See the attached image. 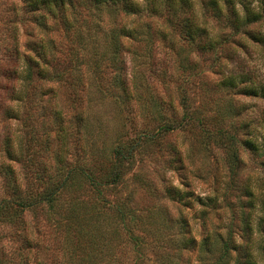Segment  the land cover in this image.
<instances>
[{
    "label": "trees",
    "instance_id": "obj_1",
    "mask_svg": "<svg viewBox=\"0 0 264 264\" xmlns=\"http://www.w3.org/2000/svg\"><path fill=\"white\" fill-rule=\"evenodd\" d=\"M20 1L25 9L24 12L32 14V20L40 31L48 32L53 25H60L64 36L68 34L72 36L78 51L70 52L69 55L72 56L66 59V54L61 57L63 47L58 42L56 43L51 37L47 39L40 37L39 41H28L36 46L31 47L34 50V56L21 54L23 67L16 75L12 74L20 86L17 88L18 91H15L14 86L6 89L5 100L16 101L24 107L25 102L35 98V103L41 102L38 109L42 113L41 116L49 118L50 125H47L46 131L44 128L40 132L31 122L33 118L28 109L17 110L13 109L9 103L5 105L2 103L3 117L18 119L24 128V137H17L16 144L12 139L13 133L6 128L0 139L2 155L4 159L20 162L23 169L30 173L29 178L25 174L23 179H19L11 163L0 161L3 189L6 191V196L0 198V223L14 224L21 232L23 231L24 242L31 245L33 234L28 221L25 220V214L33 213L34 216L36 212H43L44 216L52 220L57 228H62L65 248L68 244L66 240L75 239V244L68 248L69 260H74L76 254L82 256L73 264H264V195L262 198L256 196V194L262 195V191L256 193L248 183H238V191L243 196L240 198L239 205L242 241H237L233 236L231 227L227 229L226 234L216 229L209 232L204 230V222L202 234L197 238L193 234L187 217L182 213L178 212L179 214L175 217L171 216L165 205H148L139 208L132 203L133 199L129 193L123 199L116 198L112 202L105 197L109 189L125 183L124 176L135 163L137 153L156 145L166 134H172L178 130L187 131L189 134L199 132L201 140L206 141L205 144L213 142L225 149L230 176L226 184L228 194L241 162L236 144L254 153L258 158L257 163L264 171V121L262 131L257 134L254 133L256 128H250L247 123L230 124L231 127L220 125L210 129L202 124L198 115L187 106L183 105L182 118L177 120L175 112L166 115L163 110V107L173 110L172 103L164 104L159 101V103H153L154 106L160 105V108L155 111L156 124L152 130H143L138 135L132 138L127 137V139L114 133L111 139L114 138L116 141L113 145L109 143V136L103 138L100 146H94V142L87 138L86 129L90 126L88 110L91 109L87 104L92 102L94 93L98 95L97 98L101 102L109 100L114 89L119 88L121 94L114 95L115 99L120 98L121 103L125 101L129 103L135 96L132 91H137L141 86L140 84L134 86V83L130 84L128 81L127 83L125 78L120 77L119 83L118 76H113L109 89L106 90L102 77L94 74L85 77L79 75L81 67L98 71L104 55L105 58L109 56L100 53L95 60L91 61V67L89 66L91 54L96 53L94 39L97 36L92 30L113 25L107 28L108 32L102 29L100 31L102 32L101 40L111 45L109 52L116 54L120 35L131 39H137V36L142 34L146 36L135 25L118 26L115 16L119 11L126 16L139 15L143 10L153 14L164 12L165 23L170 30H177L179 35L189 44H194L199 52L212 53L220 43L226 40L225 36L220 37V33H213L210 30L212 28H208L202 22L201 24L195 18L192 7L194 0ZM220 2L226 4V13ZM234 2V0H200V7L204 11H211V15L216 19L228 20L235 31L250 35L246 25L259 19L262 11H254L246 7V12L240 19ZM258 4L259 8H263L264 0H258ZM103 9L109 12L108 17L104 15ZM251 37L264 44V36L252 33ZM174 45L175 43L171 41L170 47L173 48ZM79 47L84 53L79 50ZM108 59L116 61L115 57H108ZM216 66L215 72L219 73L223 70L220 65ZM182 68L191 71L194 69L193 61L187 59ZM236 68L232 67L227 75L223 73L217 85L234 89L236 93L243 96L264 98V82L254 84L244 75L247 72L244 73ZM34 75L43 83L52 82L67 86L65 103L60 102L58 89L52 86L43 88L40 84L38 91L34 93L33 90L30 96L28 89ZM13 77L9 78L13 80ZM140 97L139 95L138 98ZM84 100L87 101L86 107L82 109L73 107ZM234 111H229L227 114L230 115ZM51 131L54 132V136L50 135ZM54 141L55 161L47 163L43 158L48 156L49 149H53ZM178 147L173 145L169 147L172 155L171 162L174 160L173 169L185 174L184 172L192 163L191 158L195 156L188 154L187 151L182 153ZM79 150L83 153H91L89 162L77 161L75 156ZM132 175L139 186L147 190L151 196H155L156 189L150 181L143 179L139 174ZM213 191L214 195L200 197L194 195L189 189L167 183L163 187L162 195L188 208L196 203L201 208V216H204L208 208H215L219 202L218 193L222 194V199L225 200V191L218 186L214 187ZM84 192L88 194L85 196L91 195V202L81 197V193ZM87 199L90 198L87 197ZM87 202L88 206L84 204ZM258 206L261 215L257 213L256 222L253 223L250 215ZM103 208L109 209V213H106ZM102 219L104 220L101 222ZM254 233L258 240L256 248L253 245ZM26 253L27 251L22 254L17 264H29ZM0 264H7L2 256H0Z\"/></svg>",
    "mask_w": 264,
    "mask_h": 264
},
{
    "label": "rangeland",
    "instance_id": "obj_2",
    "mask_svg": "<svg viewBox=\"0 0 264 264\" xmlns=\"http://www.w3.org/2000/svg\"><path fill=\"white\" fill-rule=\"evenodd\" d=\"M234 1L240 19L244 16L246 7L254 11H262V16L259 19L246 25L250 35L235 31L228 20L216 19L211 15V11H204L200 7V0L193 2L195 18L208 28H212L210 30L213 33H220V37L225 36L226 40L222 44L220 43L212 53L199 52L198 49H195V45L186 42L177 30H170L165 23L164 12L153 14L143 10L139 15L126 16L119 11L115 16L118 26L135 25L147 37L142 34L137 36V39H131L120 35V40H118L120 44L116 54L109 52L111 45L101 40L102 32L100 31L102 29L108 32L107 28L113 25H101L102 28L92 30L98 39H94L96 40L95 54L92 53L90 46L92 58L89 61V66L91 67V61L95 60L100 53L109 56L105 58L104 55V60L99 64L98 71L81 67L80 74H78L82 77L92 74L102 77L106 90L109 89L113 76H118V82L120 77L125 78V81L130 84L134 83V86L137 84L141 86L137 91H132L135 96L129 103L127 101L121 103L120 98L115 99L114 95L121 94L119 88H116L109 100L100 102L97 98L98 95L94 93L92 102L87 104V101L84 100L81 104L73 106L82 109L90 105L92 109L88 110L90 126L86 129L89 141H93L94 146H100L103 143V138L109 136V143L113 145L116 141L114 138L111 139L114 133L127 139V137L132 138L138 135L143 130H152L156 124L155 111L160 108V105L154 106L153 103H159V101L164 104L172 103L173 110L167 107H163V110L166 115L175 112L177 120L182 118L183 105H185L193 110L201 119L202 124L210 129L220 125L231 127L238 123H247L250 128H256L254 133H260L264 121V98L243 96L236 93L234 89L217 85L219 77H222L223 73L227 75L232 67H237L236 70L241 69L244 73L247 72L244 75L254 84L260 81L264 82V44L251 37L252 33L264 36V7L259 8L258 0ZM220 3L226 13V4ZM24 10L20 0H0V139L6 128H9L13 133L14 144H16L17 137H24V128L18 119L3 117L1 114L2 103L4 105L9 103L13 109L17 110L28 109L33 118L31 122L40 132L44 128L46 131L50 125V119L41 116L42 113L38 110L41 102L35 103V98H32L30 102H25L24 107L16 101L5 100L6 89L14 86L15 91H18L17 88L20 86L14 80L13 75L19 73L23 67L21 54L34 56V50L31 47L36 46L28 41L36 42L40 40V37H44V39L51 37L63 47L61 57L66 54V59L72 56L69 55L70 52L78 51L72 36L70 34L64 36L60 25H53L48 32L40 31L32 20V14L24 12ZM103 13L108 17L109 12L106 9H103ZM171 41L175 43L173 48L170 47ZM79 50L84 53L80 47ZM108 57H115L116 61H111ZM187 59L194 63V69L191 71L182 68ZM216 65H220L223 70L219 73L215 72ZM9 77H13V80ZM40 84L43 88L52 86L58 89L60 102L65 103L67 86H60L52 82L43 83L36 75L33 76V81L28 89L30 96L33 90L34 93L38 91ZM139 95L140 98H138ZM231 109L235 111L228 115L227 113L232 111ZM50 135L54 136V132L51 131ZM204 142L206 141L201 140L199 132L198 134H189L187 131L178 130L172 134H166L159 140V143L141 150L135 155V163L124 176L125 181L123 182L125 183L109 189L105 194L106 199L112 202L116 198L123 199L129 193L133 199L132 203L139 208L148 205H165L171 216L175 217L179 214L178 212L182 213L187 217L193 234L197 238L202 234V223L204 222L205 231L211 232L216 229L226 234L227 229L231 227L233 236L237 241H242V223L239 220L241 208L239 205L240 198L243 196L238 191V183H248L256 193L262 191V195L256 194L262 198L264 195V171L257 163L258 158L254 153L252 154L248 149L236 144L241 162L238 172L233 178L232 188L228 190L227 194L226 184H228L230 176L226 151L216 143L207 142L205 144ZM172 145L179 146L182 153L187 151L188 154L195 156L191 158L192 163L184 172L185 174L180 170L173 169L174 160L171 162L172 155L169 151V147ZM52 146L53 149H49L47 152L48 156L43 158L47 163L55 161V156H53L56 147L55 141ZM76 157L77 161L86 163L89 162L92 155L90 152L83 153L79 150ZM2 160L12 164L19 179H23L25 174L29 178L30 172H26L20 162L4 159L0 145V161ZM132 174H139L143 179L150 181L153 188L156 189L155 196H151L147 190L139 186L134 181ZM167 183L182 189H189L194 195L200 197L214 195L213 189L218 186L219 189L225 191V200L222 199V194L217 192L219 202L215 208H208L207 213L201 216V208L198 204L194 203L191 208H188L163 197V187ZM85 195L88 194L81 193V197L91 202V195ZM2 196H6V191L3 189V177L0 173V198ZM258 203L260 205V200ZM84 204L88 206V202ZM104 210L109 213V209ZM257 213L261 215L259 206L250 215L253 223L256 222ZM25 220L28 221L29 228L32 229L33 241H31V245L24 242L23 231L21 232L14 224L0 223V256L6 260L7 264H17L26 251L29 264H73L82 256L76 254L74 260H69L68 248L75 244V239L66 240L68 244L65 248V236L62 228H57L56 224L46 218L43 212H36L34 216L33 213H27ZM254 239L253 245L256 248L258 242L256 233H254Z\"/></svg>",
    "mask_w": 264,
    "mask_h": 264
}]
</instances>
